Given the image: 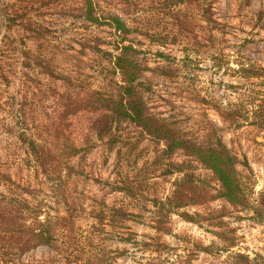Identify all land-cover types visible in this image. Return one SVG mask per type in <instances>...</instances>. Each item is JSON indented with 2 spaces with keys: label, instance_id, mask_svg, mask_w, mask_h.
Masks as SVG:
<instances>
[{
  "label": "rangeland",
  "instance_id": "374dc122",
  "mask_svg": "<svg viewBox=\"0 0 264 264\" xmlns=\"http://www.w3.org/2000/svg\"><path fill=\"white\" fill-rule=\"evenodd\" d=\"M91 2L98 23L86 19L87 0H0V194L41 205V217L53 218L59 231L57 247L38 245L20 254L10 249L9 236L0 234V264H228L233 251L259 257L264 264V226L249 219L248 211L241 220L226 217L237 236L228 252L219 250L223 243L209 229L175 214L169 219L171 234L156 233L150 199L168 195L174 177L162 175L161 164L154 161L160 146L123 122L114 128L118 139L108 149L90 129L97 112L66 113L71 100L89 89L107 90L111 76L120 79L118 72L111 73L109 55L103 52L117 53L114 44L120 36L109 19L118 15L129 28L126 43L151 69L143 71L150 112L171 115L194 140L203 139L211 121L226 146L247 159L251 169L238 168L255 200L264 190V138L253 112L264 103V81L243 78L234 69L240 62L264 67V0ZM209 5L208 16L219 22L218 29H211L204 18ZM157 51L170 58L158 57ZM157 66L165 67L167 75L152 70ZM214 104L238 109L240 123L222 121ZM20 132L52 148L65 136L78 146L92 144L71 159L81 173L52 183L33 162ZM182 158L179 152L174 155L175 160ZM105 180L127 184L131 193L113 190ZM85 196L141 214L143 222L125 223L136 239L168 247L154 250L119 239L127 230L100 227L89 214L96 203ZM81 201L85 211L77 210ZM66 204L71 205L69 213L72 204L77 212L68 214ZM200 246H210V252Z\"/></svg>",
  "mask_w": 264,
  "mask_h": 264
},
{
  "label": "trees",
  "instance_id": "16d2710c",
  "mask_svg": "<svg viewBox=\"0 0 264 264\" xmlns=\"http://www.w3.org/2000/svg\"><path fill=\"white\" fill-rule=\"evenodd\" d=\"M87 2L89 10L86 19L100 22V18L95 15L91 0ZM209 7L210 5L204 9V15L206 14L204 18L210 23L211 29H218L219 22L208 16L211 13ZM109 23L120 36L114 44L117 53L103 52L109 55L106 59L112 63L111 73L118 72L120 79L115 80L114 76H111L106 83L107 90L89 89L84 97L71 100L66 107V113L72 114L78 110L97 112L98 117L92 122L90 129L96 139L104 143L108 149H111L118 139L114 128L123 122L133 124L153 140L160 146L154 161L161 164L162 175L174 177L170 180L171 189L168 195L150 199L153 207L151 211L155 216L151 227L156 233L171 234L169 219L175 214L183 221L209 229L223 243L219 250L230 251L236 246L237 236L226 217L233 215L235 219L241 220L244 218L241 213L248 211L251 213L249 219L264 226V190L258 193L255 200L251 199L248 186L238 168L243 165L250 170L247 159H241L226 146L220 135V129L211 121L205 126L203 139L194 140L171 115L161 116L150 112L144 98L143 71L151 69L140 63L138 50L131 43H126L130 41L126 37L129 32L126 23L118 15H112ZM95 49L102 51L97 46ZM156 55L164 59L170 58L161 51H157ZM152 70H158L160 75H167L163 66H157ZM234 73L246 79L261 78L264 81V67L253 63H238ZM214 108L222 121L235 126L240 123L242 114L235 107L221 108L214 104ZM253 113L255 125L263 132L264 138V103L259 104ZM19 138L26 145L41 173L52 183L60 182L63 177H71L73 173H81L76 170L71 159L75 156L79 157L92 145L78 146L71 138L65 136L63 142L52 148L49 144L38 143L23 132H20ZM178 152L183 156L181 160L174 159V155ZM199 167L204 168L205 172H197ZM52 174L57 176L52 178ZM103 183L110 185L113 190L131 193V187L127 184L111 183L107 180ZM85 198L96 203L89 214L100 227L119 225L127 230L126 236L119 239L145 247L153 246L154 250L168 247L164 242L150 243L136 239V233L131 232L130 227L125 223L129 220L143 222L144 217L141 214L123 207L109 206L105 201L93 197L85 196ZM213 202H219L218 206H212ZM66 205L67 213L70 215H73V211L74 214L77 210L85 211L82 201L77 210L76 205L72 204L70 213L71 205ZM42 215V206L31 202L27 197L9 198L5 194H0V234L9 236L7 243L15 254L24 253L38 245L57 247L58 228L54 223L55 220L49 216L42 218ZM57 219L65 220L66 217L60 216ZM149 238L152 241L156 240V237ZM200 249L210 252V246H200ZM122 253L119 252V255ZM258 258H249L248 255L233 251L229 254L228 264H263Z\"/></svg>",
  "mask_w": 264,
  "mask_h": 264
}]
</instances>
